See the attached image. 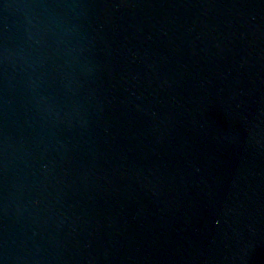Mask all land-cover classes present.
Returning a JSON list of instances; mask_svg holds the SVG:
<instances>
[{
    "label": "water",
    "instance_id": "water-1",
    "mask_svg": "<svg viewBox=\"0 0 264 264\" xmlns=\"http://www.w3.org/2000/svg\"><path fill=\"white\" fill-rule=\"evenodd\" d=\"M0 264H264V0H0Z\"/></svg>",
    "mask_w": 264,
    "mask_h": 264
}]
</instances>
